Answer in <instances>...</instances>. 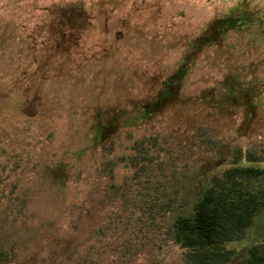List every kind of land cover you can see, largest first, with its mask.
<instances>
[{
	"label": "rangeland",
	"instance_id": "obj_1",
	"mask_svg": "<svg viewBox=\"0 0 264 264\" xmlns=\"http://www.w3.org/2000/svg\"><path fill=\"white\" fill-rule=\"evenodd\" d=\"M231 3L0 0V264H181L164 229L264 150V0Z\"/></svg>",
	"mask_w": 264,
	"mask_h": 264
},
{
	"label": "trees",
	"instance_id": "obj_2",
	"mask_svg": "<svg viewBox=\"0 0 264 264\" xmlns=\"http://www.w3.org/2000/svg\"><path fill=\"white\" fill-rule=\"evenodd\" d=\"M142 159L153 161L152 155H142ZM263 163L264 150L234 146L222 173L209 178L191 212L177 216L164 229L162 238L183 251L181 264L232 261L231 246L244 241L255 218L264 211ZM236 264H264V242L245 247Z\"/></svg>",
	"mask_w": 264,
	"mask_h": 264
},
{
	"label": "crops",
	"instance_id": "obj_3",
	"mask_svg": "<svg viewBox=\"0 0 264 264\" xmlns=\"http://www.w3.org/2000/svg\"><path fill=\"white\" fill-rule=\"evenodd\" d=\"M222 1H223V3H222ZM220 4L225 5V6H230L232 3H231V0H221Z\"/></svg>",
	"mask_w": 264,
	"mask_h": 264
},
{
	"label": "built area",
	"instance_id": "obj_4",
	"mask_svg": "<svg viewBox=\"0 0 264 264\" xmlns=\"http://www.w3.org/2000/svg\"><path fill=\"white\" fill-rule=\"evenodd\" d=\"M211 2H220L221 0H209Z\"/></svg>",
	"mask_w": 264,
	"mask_h": 264
}]
</instances>
